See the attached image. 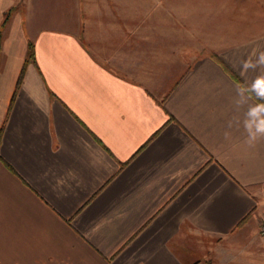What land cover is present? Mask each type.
Listing matches in <instances>:
<instances>
[{
    "label": "crops",
    "instance_id": "crops-1",
    "mask_svg": "<svg viewBox=\"0 0 264 264\" xmlns=\"http://www.w3.org/2000/svg\"><path fill=\"white\" fill-rule=\"evenodd\" d=\"M225 2L188 40L137 0H0V264H264L234 104L264 0Z\"/></svg>",
    "mask_w": 264,
    "mask_h": 264
},
{
    "label": "clouds",
    "instance_id": "clouds-1",
    "mask_svg": "<svg viewBox=\"0 0 264 264\" xmlns=\"http://www.w3.org/2000/svg\"><path fill=\"white\" fill-rule=\"evenodd\" d=\"M242 71L260 70V74L246 88H238L234 104L239 110L245 108L242 127L246 133L245 142L254 147L257 142L264 140V50L253 49L248 57L242 61ZM250 95H254L257 103H250ZM229 123V127H231ZM229 133L226 132L225 136Z\"/></svg>",
    "mask_w": 264,
    "mask_h": 264
},
{
    "label": "rangeland",
    "instance_id": "rangeland-1",
    "mask_svg": "<svg viewBox=\"0 0 264 264\" xmlns=\"http://www.w3.org/2000/svg\"><path fill=\"white\" fill-rule=\"evenodd\" d=\"M226 0H137L140 9H158L167 12L170 25L177 26L185 39L192 40L194 24L208 20L211 11L224 10ZM235 0H228L227 7L231 10ZM256 1V0H251ZM262 236V235H261ZM255 243V248L264 251V236Z\"/></svg>",
    "mask_w": 264,
    "mask_h": 264
},
{
    "label": "built area",
    "instance_id": "built-area-1",
    "mask_svg": "<svg viewBox=\"0 0 264 264\" xmlns=\"http://www.w3.org/2000/svg\"><path fill=\"white\" fill-rule=\"evenodd\" d=\"M259 233H260V235L264 236V220L260 225Z\"/></svg>",
    "mask_w": 264,
    "mask_h": 264
},
{
    "label": "trees",
    "instance_id": "trees-1",
    "mask_svg": "<svg viewBox=\"0 0 264 264\" xmlns=\"http://www.w3.org/2000/svg\"><path fill=\"white\" fill-rule=\"evenodd\" d=\"M31 55L33 54V49L31 50V53H30ZM208 264H211V263H208Z\"/></svg>",
    "mask_w": 264,
    "mask_h": 264
}]
</instances>
